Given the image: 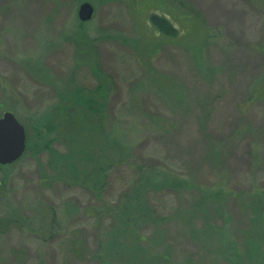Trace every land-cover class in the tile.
I'll return each mask as SVG.
<instances>
[{
  "label": "rangeland",
  "instance_id": "374dc122",
  "mask_svg": "<svg viewBox=\"0 0 264 264\" xmlns=\"http://www.w3.org/2000/svg\"><path fill=\"white\" fill-rule=\"evenodd\" d=\"M86 2L90 22L78 16ZM153 13L177 39L156 30ZM99 84L106 89L89 94L109 97L102 135L203 191L158 195L160 235L136 218L139 230L128 231L111 212L132 168L114 167L102 194L72 182L73 171L95 168L77 152L92 155L96 141L64 118L61 94ZM7 112L25 127L27 148L0 165V264H148L132 259L140 235L170 253L169 264H264V0H0V118ZM209 192L221 197L204 206L220 213L206 225L194 207Z\"/></svg>",
  "mask_w": 264,
  "mask_h": 264
},
{
  "label": "trees",
  "instance_id": "16d2710c",
  "mask_svg": "<svg viewBox=\"0 0 264 264\" xmlns=\"http://www.w3.org/2000/svg\"><path fill=\"white\" fill-rule=\"evenodd\" d=\"M192 12V14L196 15L195 10H192ZM198 17L200 20V15H198ZM198 17L197 15L195 16V18ZM149 20L156 30H158L163 36L174 40L178 38L180 30L165 16L153 13L149 16ZM96 70H98V73H101L99 68ZM99 78H101V76ZM106 87L107 85L105 84L97 85L94 90L76 87L71 91L61 94L60 108L65 112L64 118L67 119V121L71 124L73 118H78V123L82 126H85L87 130L90 129L95 136L93 139L96 141L93 145V149H96L93 151L92 155L86 154V152L83 150L77 152V155L81 157V161L83 160L84 163L88 161L94 165L95 168L90 169L89 172L84 173L83 175H80V172L78 171H73L72 175L73 173L74 175L72 182L78 183L82 181L83 185L88 186L90 191H95L102 194L103 190H105L108 186V179L110 178V173L114 167L118 168V166L126 165L127 168H132L134 175L132 178H129L130 183L129 188L126 191L127 195L125 196V202L120 206L119 210H116L117 212L115 209H113L111 212L116 213L115 216L118 217L119 222L128 227L125 228L128 231H132L129 228L134 230L138 229V226L134 224V218H136L137 221L153 224L155 233H159L158 235H160V231L162 230L161 227L163 228L167 219L163 214L157 211L153 204L155 201H157L156 198L158 195L171 192L183 193L187 191H199L201 194L203 191L197 189V187L194 186L195 184L189 179L178 177L177 174L168 171V169L164 166L158 165L152 167L146 163H139L135 158H133L134 156H132L130 148L125 144L122 137L115 136L113 133L109 134L108 132V135H102L104 134V130H102V128H104V122L107 119L106 113L108 111L107 105L109 97L104 95L105 97H103L102 101L95 98V96H93L95 94L89 93L92 91L99 92L106 89ZM47 128L49 132L53 130L52 127ZM73 137L74 138L72 140L75 139L76 142L80 143L79 146L82 147V138L80 135L75 133ZM101 137L102 141L100 140ZM68 138L71 139L70 137ZM51 145L52 143H46L45 149L49 150ZM59 155L60 166H63L64 161L72 159L70 153ZM68 165L70 167L75 164L70 163ZM209 196H213L210 198H213L214 200H217V197L218 199L221 197L216 195L214 196L213 193L209 192L207 194L201 195L196 201V207H194L196 208V212H194L195 215H204V218L208 219L206 225H210L208 222L209 219L213 218V211L220 213L219 209L217 210L210 206H204L206 203L205 197ZM201 207L208 209L211 213V216H209L207 211H202L203 209H201ZM216 215L217 214H215V216ZM110 234H108V236L107 234L105 235V237H109L108 243L111 242ZM111 235L113 239L111 242L112 245L117 246V242L121 240V237L118 236L117 232H113ZM161 238L162 239L160 241L162 244L160 245H163L165 243V239L164 237ZM149 240L146 241V238L140 235V241H137L135 244V255H132V259L152 258V260H149L148 264H169L171 262V254L169 253V255L167 252H161L159 249L154 248V243L152 244L149 242ZM158 245L159 244H155L156 247ZM133 264H136V261H133Z\"/></svg>",
  "mask_w": 264,
  "mask_h": 264
},
{
  "label": "water",
  "instance_id": "95a60500",
  "mask_svg": "<svg viewBox=\"0 0 264 264\" xmlns=\"http://www.w3.org/2000/svg\"><path fill=\"white\" fill-rule=\"evenodd\" d=\"M94 8L90 3L81 4L78 12L80 21L90 22L94 16ZM25 127L15 115L7 112L0 118V165L8 166L19 161L27 148Z\"/></svg>",
  "mask_w": 264,
  "mask_h": 264
}]
</instances>
